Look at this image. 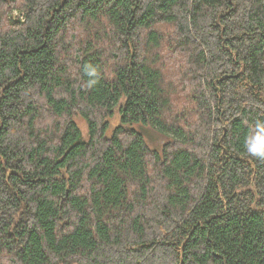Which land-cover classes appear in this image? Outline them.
Masks as SVG:
<instances>
[{"label":"trees","instance_id":"trees-1","mask_svg":"<svg viewBox=\"0 0 264 264\" xmlns=\"http://www.w3.org/2000/svg\"><path fill=\"white\" fill-rule=\"evenodd\" d=\"M258 120L264 0H0V264H264Z\"/></svg>","mask_w":264,"mask_h":264},{"label":"rangeland","instance_id":"rangeland-1","mask_svg":"<svg viewBox=\"0 0 264 264\" xmlns=\"http://www.w3.org/2000/svg\"><path fill=\"white\" fill-rule=\"evenodd\" d=\"M18 10V9H17ZM15 10L13 12V17L16 15H20L19 11ZM126 97H124L121 100V104L117 106L115 109V114L111 118H109V127L107 130V134L110 136L112 135L114 129L122 123L121 119V112L119 110L120 106L125 103ZM75 121L77 122L78 126L83 132V136L85 139H88L89 137V124L87 120L82 115L75 116ZM133 127L140 130L143 135L145 136V139L147 140L148 144L152 148L161 149L168 140H170L169 136L163 135L158 133L154 128L151 126H141L140 124H132Z\"/></svg>","mask_w":264,"mask_h":264},{"label":"clouds","instance_id":"clouds-1","mask_svg":"<svg viewBox=\"0 0 264 264\" xmlns=\"http://www.w3.org/2000/svg\"><path fill=\"white\" fill-rule=\"evenodd\" d=\"M86 74L90 77L87 86L91 88L97 83L98 69L93 66H87ZM245 150L253 157L264 159V120L255 122L254 129L245 139Z\"/></svg>","mask_w":264,"mask_h":264}]
</instances>
